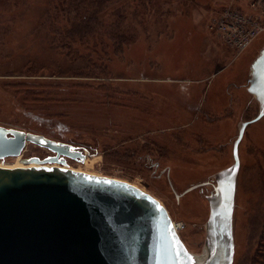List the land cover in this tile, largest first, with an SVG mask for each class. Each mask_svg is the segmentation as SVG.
<instances>
[{
  "label": "rangeland",
  "instance_id": "374dc122",
  "mask_svg": "<svg viewBox=\"0 0 264 264\" xmlns=\"http://www.w3.org/2000/svg\"><path fill=\"white\" fill-rule=\"evenodd\" d=\"M99 1L0 0V124L80 146L69 166L155 195L200 254L205 194L234 163L238 122L259 110L246 87L264 33L242 53L217 34L223 10L247 0ZM239 153L233 264H264V117ZM53 154L27 143L20 157ZM170 182L198 186L177 198Z\"/></svg>",
  "mask_w": 264,
  "mask_h": 264
},
{
  "label": "water",
  "instance_id": "95a60500",
  "mask_svg": "<svg viewBox=\"0 0 264 264\" xmlns=\"http://www.w3.org/2000/svg\"><path fill=\"white\" fill-rule=\"evenodd\" d=\"M248 75L259 110L238 122L234 163L215 173L214 190L205 194L210 215L202 253L187 248L155 195L125 179L68 167L67 157L85 159L80 146L0 124V158L20 155L27 143L54 153L22 158L38 166L0 167V264H233L239 145L247 125L264 116V44ZM54 162L60 165H47ZM170 183L177 198L198 186L178 193Z\"/></svg>",
  "mask_w": 264,
  "mask_h": 264
},
{
  "label": "built area",
  "instance_id": "2783aa9c",
  "mask_svg": "<svg viewBox=\"0 0 264 264\" xmlns=\"http://www.w3.org/2000/svg\"><path fill=\"white\" fill-rule=\"evenodd\" d=\"M249 8L243 10L228 6L216 21V32L235 52L242 53L264 33V0H247ZM180 233L181 225L174 222Z\"/></svg>",
  "mask_w": 264,
  "mask_h": 264
},
{
  "label": "bare ground",
  "instance_id": "6f19581e",
  "mask_svg": "<svg viewBox=\"0 0 264 264\" xmlns=\"http://www.w3.org/2000/svg\"><path fill=\"white\" fill-rule=\"evenodd\" d=\"M253 61V60H252ZM264 117V116H263ZM21 155V154H20ZM20 155H18V157H20ZM10 156H13V155H10ZM239 156H240V153H239ZM8 157V156H7ZM240 161H241V158H240ZM39 164L38 163H35V162H30V163H25V162H23L22 161V157H20L19 158V160L17 161V162H15V163H10V164H2V165H0V167H6V166H9V167H15V166H38ZM47 165H49V166H52V165H60V164H58V163H56V162H54V163H47ZM68 167H70V168H72L71 166H69V164H68ZM76 170H80V169H77V168H75ZM81 171H83V170H81ZM88 173H90V172H88ZM98 175H101V174H98ZM109 176V175H108ZM135 184V183H134ZM137 185V184H136ZM139 186V185H138ZM236 190H237V186H236ZM173 222H175L174 220H173Z\"/></svg>",
  "mask_w": 264,
  "mask_h": 264
},
{
  "label": "trees",
  "instance_id": "16d2710c",
  "mask_svg": "<svg viewBox=\"0 0 264 264\" xmlns=\"http://www.w3.org/2000/svg\"><path fill=\"white\" fill-rule=\"evenodd\" d=\"M106 0H101V1H99L100 3H104ZM59 140H62V141H65L66 139H59Z\"/></svg>",
  "mask_w": 264,
  "mask_h": 264
}]
</instances>
